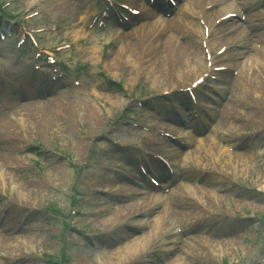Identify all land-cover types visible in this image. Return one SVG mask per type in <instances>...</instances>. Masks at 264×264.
I'll list each match as a JSON object with an SVG mask.
<instances>
[{"label":"rangeland","instance_id":"374dc122","mask_svg":"<svg viewBox=\"0 0 264 264\" xmlns=\"http://www.w3.org/2000/svg\"><path fill=\"white\" fill-rule=\"evenodd\" d=\"M32 1L0 0V4H8L5 13L20 19L18 15L25 12ZM96 1L45 0L33 11L37 14L32 20L33 27L46 32L38 36L40 47L45 51L66 49L59 55L54 54L57 62L64 61L56 90L41 98L33 97L30 102L52 101L59 108L55 121L43 117L46 110L42 106L35 108L40 114L24 113L28 100L22 98L4 106H8L7 111L16 109V112L5 115V110H0V214L7 208L9 232L17 234L22 230V236L11 235L9 241L0 239V264H57L61 257L66 258V264H103L116 250L121 251L150 232L154 234L142 249L117 264H264V85L261 82L264 66L261 51H257L259 56L248 54V58L261 61L256 80L254 77L248 81L233 72L230 75L232 83L237 78L241 82L237 80L233 86L230 83L231 92L224 108L227 112L218 113L221 127L190 152L186 177L178 184L183 185L180 193L170 196L169 192H148L135 184L129 185L132 188L128 192L116 191L113 185L126 183L128 178L138 174V159L145 150H150L148 146L153 147V152L172 150L178 158L186 157L184 149L160 142L157 136H151V131L147 132V127L154 130L157 126L168 129L171 126L160 121L150 105L139 111L134 100L144 97L145 93L158 94L177 81L191 77L196 73L195 68L196 71L203 68L204 58L200 45L194 41L188 44L193 47L190 59L176 61L170 54L173 43H177L174 35L183 30L179 25L174 29L176 33L165 41L168 51L162 57L158 55L161 48L155 49L149 44L152 34L160 35L163 28L154 21L151 30L145 26V20H137L135 26L119 33L111 25L105 29L91 27L89 21L99 11ZM219 9L220 6L210 12ZM139 39L146 46L145 55L131 58L126 44H137ZM14 42L0 45V69L7 70L6 76L0 73V91L4 90L3 79L8 75L14 83L9 89L12 92L30 93L28 90L34 88L31 77L50 84L31 70L36 64L31 48L25 45L16 50ZM92 48L96 49L93 58L90 56ZM84 70L90 74L88 77ZM245 94L249 95L246 99L250 105L242 109V123L241 119L235 120L234 102L237 99L243 102ZM87 110L93 113H83ZM60 112L63 116L58 118ZM221 134L233 139L232 154L225 152L230 148L226 143L221 144L224 140ZM110 140L137 146L117 151ZM226 157L230 158L228 167L223 166ZM192 158L195 163L191 162ZM234 162L237 167L229 168ZM142 164L146 166V162ZM202 169L210 173L207 178L198 179ZM134 182L141 181L135 179ZM184 186L191 191L183 193ZM28 191L31 193L27 195ZM98 191L112 193L101 195ZM149 195L159 202L146 209V214L150 211L141 224L146 223L133 233L121 231L119 235L118 231H112L127 221L121 225L124 219L138 214L147 204L145 201L152 198ZM164 197L171 201L181 198L175 208H181L182 213H171L172 206L163 205ZM74 210L76 215H71ZM164 211L158 226L154 227L152 221ZM176 227L177 235L173 237L176 246H167L170 230ZM77 232L86 234V239L94 245L100 242L101 247L93 248L89 242L82 244ZM19 236L22 241L30 237L31 242L26 241L25 247L21 246L14 242ZM108 238L117 241L109 244ZM155 254L160 256V261L155 260Z\"/></svg>","mask_w":264,"mask_h":264},{"label":"bare ground","instance_id":"6f19581e","mask_svg":"<svg viewBox=\"0 0 264 264\" xmlns=\"http://www.w3.org/2000/svg\"><path fill=\"white\" fill-rule=\"evenodd\" d=\"M192 2V0H190V2L189 3H191ZM188 3V4H189ZM188 4H187V6H188ZM183 7V11L181 12L180 11V13L178 14V16L176 17V19H174L175 20V22H172V25H174V26H177L178 25V23L181 25V22L180 21H177L179 18H180V16H182L183 15V12H185L186 10H187V7H186V4L184 3V5L182 6ZM242 7L244 8L243 10L245 11H248V10H251L252 8H253V5L250 3L249 5H245V4H243L242 5ZM186 9V10H185ZM245 11V12H246ZM156 16V15H155ZM158 19H160V21L162 20V18H158ZM161 23V22H160ZM182 23H184L183 22V19H182ZM162 25V24H161ZM171 28H169V27H167L166 28V31H168V30H170ZM173 29V28H172ZM150 30V29H149ZM172 33H173V31H172ZM178 35V34H177ZM181 36H176V38H180ZM169 40V36L168 37H166L165 39H162V40H160V41H156L155 42V44H158V47H160L161 48V53H159L158 55L159 56H163V55H165L166 54V52L168 51L167 50V48H168V44H166L165 43V41H168ZM159 44H160V46H159ZM181 44H183V45H180V44H174L173 43V48L172 49H170V54H173L174 55V50H175V48H178L179 49V54H178V58H179V60H181V59H185V60H188V56L191 54V56H192V47H191V45H188V44H185V43H181ZM126 46H127V49H130V51L129 52H131L130 54V57L131 58H134V57H136V56H138V54L140 53V39L139 40H137V44H126ZM96 52V49L95 48H92L91 49V52H90V56L93 58L94 57V55L96 54L95 53ZM250 59H251V57H250ZM249 59V60H250ZM187 64H188V62H187ZM246 65H248V66H252V63L250 62V61H248V63L246 64ZM240 66V69H239V72L240 73H242L244 70H247V69H245V66H243V65H239ZM248 71V70H247ZM161 72V69H159L158 71H157V73L159 74ZM249 72V71H248ZM256 72H257V70H256ZM246 77H247V79L250 81V78L252 77V76H248V74L246 75ZM257 79V78H256ZM255 79V80H256ZM155 80V79H154ZM35 82H36V80H34ZM240 82H241V80H240ZM42 86V85H41ZM238 91V90H237ZM32 95V94H31ZM31 98H33V97H31V96H26L25 97V101L26 100H28V104H26V106L27 107H25V108H23V109H25L24 110V113H28V115L29 114H31L32 116H33V114H40V112L38 113L37 111H35V108H40L41 106L42 107H44L45 108V112H44V115H43V117L44 118H46V117H48V119H50V120H52V121H55V116H56V113H57V108H59V107H56V106H54L53 105V103L54 102H52V101H50V102H48L47 104H44V103H40V102H38V103H34V102H30V101H32V99ZM32 109H34V110H32ZM43 110V109H42ZM28 111H30V112H28ZM44 111V110H43ZM93 113V111L92 110H87V111H84L83 113H85L86 115H88V114H90V113ZM59 114V117L58 118H60L61 116H63V113H58ZM31 117V116H30ZM37 118V117H36ZM9 127V129H11V128H13L12 126H8ZM209 149V148H208ZM185 164V163H184ZM183 185H181V186H179L178 188H175L174 189V191L172 192L173 194H177V193H180L179 191H180V188L182 187ZM185 190L183 191V193H185V192H190L191 191V189L190 188H186L185 186L183 187ZM31 193V191H28L27 192V195L28 194H30ZM34 194H36L35 192H34ZM32 195V194H31ZM155 201V199L154 198H152V202H154ZM131 202V201H130ZM146 203H148V200H146L145 201ZM144 203V202H143ZM151 203V202H150ZM150 203H148V204H144V206H149L150 205ZM175 204H174V206H179V203L175 200V202H174ZM182 205V204H181ZM180 205V206H181ZM182 209L181 208H177V212H178V214H181L182 213V211H181ZM162 213V215L161 216H159V217H157L156 219H155V221H152V223L154 222V227H156V226H158V224H159V222L158 221H160V218L164 215V213H165V211L164 212H161ZM146 223V222H145ZM154 234V232L153 233H151L150 232V234H148V235H146V236H142L141 238H139V239H135V240H133L131 243H130V245L129 246H124V248L121 250V251H119V250H116L113 254H112V256L111 257H109V258H107L106 259V261L103 263V264H117V263H121V262H125V258L127 257V255L128 256H130V255H132V254H134V253H136L139 249H142L146 244H147V242H148V240H149V237L151 236V235H153ZM2 239H4L5 238V240H7V241H9L10 239V237H9V235L8 234H5L4 235V237H1ZM27 238V239H26ZM24 239H26V240H24ZM24 241H22V239H20V237H17V239H15L14 240V242H19V243H21V246H24V243L27 241V242H31V238L30 237H24ZM8 243V242H7ZM35 243V242H34ZM11 244H9L8 245V247L10 246ZM25 247V246H24ZM20 250V249H19ZM21 252L22 251H19V254H21ZM18 254V255H19ZM18 255H15V257H18Z\"/></svg>","mask_w":264,"mask_h":264}]
</instances>
